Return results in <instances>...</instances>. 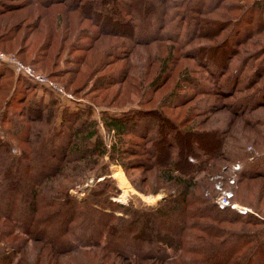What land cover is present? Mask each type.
I'll use <instances>...</instances> for the list:
<instances>
[{
  "label": "rangeland",
  "instance_id": "obj_1",
  "mask_svg": "<svg viewBox=\"0 0 264 264\" xmlns=\"http://www.w3.org/2000/svg\"><path fill=\"white\" fill-rule=\"evenodd\" d=\"M3 1L12 4L26 2V0ZM85 1L91 4V0ZM122 1H130L138 9H142L147 4H152L155 7L159 5L162 9L166 5V11L172 15L164 26L161 23L155 25L153 22L149 25L148 22H144V25L149 27L150 34L154 35L156 31L160 37L163 36L161 42L153 40L155 38H151L148 43H145L146 41H134L127 34L130 29L128 26L125 28L123 24H113L111 21L113 17L108 16V14L110 6L113 7L114 4L118 6L114 3L119 4L117 0L106 1L108 5L102 7V15L93 14L94 18L97 19L91 17L90 20H85L80 12L70 11L63 4H54L48 11L41 9L47 12L43 19L44 25L42 24L44 31L42 26L32 34L29 40L30 48L19 49V37L17 40L9 42L0 38V51L7 55H14L23 63L32 66L38 72L57 82L67 93L71 94L70 99H64L65 102H62L58 98L60 96L53 92V96L59 100L58 105L51 107L44 113L41 112V114L38 110H35L34 113L29 112L31 114L29 119L36 122H30L26 119V126L41 127L40 130L42 135L46 134L45 137L57 134L63 128L59 127V123H56L55 120L57 118L61 120L60 116L64 108L67 107L72 112H76L77 115L81 113L86 118L85 121L89 118H95L98 122L99 133L106 143L110 144L113 133L109 132L103 124V114L121 115L128 112L130 116L132 112H136L129 117V130L123 137L124 145L128 148L124 163L121 161L113 162L109 163L108 166V175L114 179H112L113 183L119 189L114 200L124 204L132 201L138 206H155L164 199L170 198L175 189L179 187L177 183L167 180L163 168L152 164L151 153L146 151V146L142 143L143 141L137 132L140 128H145L142 124L140 127L139 123H136L141 119L143 123H161V125L158 124L161 131L158 133L160 136L156 144L161 157H163L164 148L167 149V142L163 143L165 136L171 141L173 140L182 149H184V138L193 140L192 152L197 157H200L198 152L201 150L205 152H203L205 159L202 168L210 165L212 169L201 171L197 175V179L194 178L195 192L210 194L213 191L214 194H218L217 202L220 197L225 196L233 204H237L236 206L247 209L246 213L258 211L264 218V177L258 175L236 184V172L240 165L235 163L230 167L229 161L221 158L222 152L225 154L238 152L239 145L242 144L248 146V151L254 147L264 152V89H261L256 95V91L264 83V70L255 81L254 79L249 81L252 72L255 70L257 63L255 61L264 59V30L257 32L256 25L253 23L248 25L252 28V35L250 38L245 37L246 39L243 37L242 40L245 41L239 45L238 54L232 59L233 65L229 70L226 67V69L222 68V72H217L218 70L214 65L211 66L215 68L211 69L208 64L209 58L213 57L214 61L216 59L220 62L223 61V52L227 43L220 45L219 43L220 39H223L230 31L231 25H228L229 22L231 23L230 19L240 15L246 6L253 4L255 0H209V3L203 7L206 10L202 12H198L194 8L197 7L195 1L193 14H196V17L193 16V19L197 20L200 25L199 32H196L191 18L184 19L185 15L183 14L180 18V11L176 10L181 8L179 6L183 4L192 8L191 0H141L139 7L137 5L138 0ZM0 7H3L1 2ZM188 12L192 11L188 10ZM25 13L26 10L2 16L0 17V25L10 20L11 17L13 19L22 17ZM198 13L200 16L197 15ZM58 14L64 16L65 24H71L76 30L68 34V42L60 57L54 56L55 61L46 58L42 62H36L39 60L38 57L36 61L33 59L35 47L39 41H42L44 32L46 33L45 29L49 30L52 25H56L58 21L56 15ZM257 14V11L253 13L255 19ZM30 18L34 21L36 14ZM98 20L101 21L105 30L120 29L116 30V34H102L97 30L99 25L95 24V21ZM59 27V32L56 31L58 34L56 37L64 40L68 32L65 29L60 30ZM83 27L95 31L96 34L99 33V37L97 39L91 38L92 34L83 32ZM226 27L227 29H225ZM24 30L25 26L20 33ZM146 40L148 39L146 38ZM60 44L62 45V43ZM55 45L54 50L56 52L58 50L57 43ZM75 45H82L83 47L76 49L77 46ZM229 46L236 49L238 42L232 41ZM85 47L90 49L86 50ZM111 50L112 52H110ZM82 56L85 57L84 62L81 59ZM232 57H228L227 62ZM219 61H216L218 67H220ZM245 61L246 65L242 68ZM5 64L0 61V66ZM5 66L11 67L8 64ZM236 67L237 69L233 70ZM232 73H236L237 77L231 78ZM21 76L25 77L22 74ZM7 80L9 79L3 80L0 90V139L8 142L12 151L19 154L22 147L25 146L12 137L8 128L10 122L6 127L2 123V115L6 111L4 105L11 93L14 92L13 98L16 100L22 92L20 89L13 91V84ZM50 92L52 91L49 89L39 88L36 96L37 98L43 96L45 100L54 98ZM13 98L11 97V99ZM22 102H24L23 105L16 102L12 110L17 111L18 114L21 111L28 118L26 103L28 101L23 100ZM243 106L245 107L243 108ZM142 110L144 111L141 112ZM18 114L16 113L17 116ZM170 123L174 125L175 129L170 126ZM152 129L154 130L152 133H155L157 125ZM161 146L163 149L159 148ZM221 148L224 151H221ZM258 150H254V154L259 153ZM55 153L57 156L60 151L55 150ZM235 156H231L229 160H235ZM47 158L49 161L50 156ZM107 159V156L101 159L100 165L89 171L87 177L78 183L71 192L83 197L87 187L102 180L104 175L101 166ZM250 159L252 158L248 160L250 161ZM57 161L58 156L54 159V162ZM37 163L31 164L32 167L36 168V175L32 173V176L35 177H38L43 171L41 165ZM213 167L219 171L213 170ZM61 180H63L62 177ZM24 189L22 188L20 193ZM2 198L0 202L8 203L11 209H18L11 195H4ZM0 205L5 206L4 203ZM179 215V211L175 210L172 214L168 213V215L160 217L158 222L166 221L167 226L175 228L177 223L175 221H178ZM257 225L259 226L256 228L262 226V224ZM154 227H158L157 221ZM226 227L241 231L250 226L246 225L242 228L239 225H227ZM10 228H12L10 223L0 217V264H89L87 258H92L91 256H83L80 250L55 252L40 241L30 240L24 235L17 234L13 228L9 234ZM195 242L196 240L192 241V244ZM230 247L231 244L225 247L224 254ZM87 250L90 251L91 249ZM2 259L3 261L8 259V261L3 262ZM105 262H109V260L99 262L98 257L93 259V264H105ZM117 264L178 263L171 260L163 263L153 258L134 259L132 262H128L118 258Z\"/></svg>",
  "mask_w": 264,
  "mask_h": 264
},
{
  "label": "trees",
  "instance_id": "obj_2",
  "mask_svg": "<svg viewBox=\"0 0 264 264\" xmlns=\"http://www.w3.org/2000/svg\"><path fill=\"white\" fill-rule=\"evenodd\" d=\"M106 1L108 0H91V4H89L85 0H26L24 3L12 4L0 0L3 6L0 7V17L26 10L22 17L19 16L14 19L11 17L10 20L3 22L2 26L0 25V38L9 42L15 41L19 37V49L30 48L29 40L32 34L44 25L43 19L47 12L41 9L48 11L54 4H63L70 11L80 12L85 20H90L91 17L94 18V15H102V7L108 5ZM117 1L119 4L114 3L119 7L115 4L113 7L110 6L108 14V16L113 17L111 19L113 24L120 23L124 25L123 27L128 26L130 29L127 34L134 41H146L145 43H148L151 38H155L153 40L158 42L162 41L163 36L160 37L156 31L155 34L157 35L150 34L149 27L144 25V22H148L149 25L153 22L155 25L161 23L164 26L172 15L166 11V5L162 9L159 5L155 7L152 4H147L142 9H138L130 1ZM138 1L139 7L141 0ZM191 1L192 8L183 4L179 6L181 8L176 10L180 11V18L181 14L185 15L184 19L191 18L196 32H199L200 25L197 20L193 19V16L196 15L193 14V3L196 1L197 7L194 8L196 11L202 12L206 10L203 7L209 3V0ZM188 10L192 12L189 13ZM256 11L258 14L255 19L253 13ZM33 14H36L34 21L30 18ZM197 15L200 16L199 13ZM56 19L58 20L56 25H52L49 30L45 29L46 33L44 32L42 41H39L35 47L33 59L36 61L38 57L39 60L36 62H42L46 58L53 61L55 57H60L68 42V34L76 30L71 24L64 23L65 18L62 14L56 15ZM230 21L231 23L228 24L231 25L230 31L223 39H220L219 43V45L227 43L223 52V61L220 62L216 59L219 61L220 67L217 66L214 57L209 58L208 64L211 69L216 67L217 72H222V68L226 69V67L229 70L233 65L232 59L238 54L239 45L245 41L242 40L243 37L250 38L252 35V28L248 26L249 24L256 25L257 32L264 30V1L255 0L253 4L246 6L240 15L231 18ZM95 24L99 25L97 30L102 34H116L120 29H116L117 31L105 30L99 20L95 21ZM24 26L25 30L20 33ZM58 27L60 30L65 29L68 32L64 40L56 37V35L58 36L56 31L59 32ZM42 29L44 31V26ZM82 30L92 34L89 36L93 39L99 37V33L96 34L89 28L83 27ZM232 41L238 42V48L229 46ZM55 43L58 46L56 52L54 50ZM75 46H77L76 49L83 47L82 45ZM85 49L89 50L90 48L85 47ZM228 57L232 58L227 62ZM81 59L83 62L85 61L84 56ZM255 62H257L255 70L252 72L249 81H253V79L255 81L264 70V64H262L264 59ZM5 65L0 66V90L3 80L9 79L7 81H11L13 84V91L20 89L22 94L14 100V92L11 93L4 105L6 111L2 115V123L7 127L10 122L8 128L12 137L25 147H22L19 154L14 153L11 145L0 139V200L3 199L2 196L4 195H11L18 207L17 210L11 209L8 203L1 201L0 204L4 203L5 206L0 205V217L8 221L17 234L24 235L30 240L40 241L55 252L80 250L83 256L92 257L91 259L87 258L89 264H93V259L96 257H98L99 262L109 260L105 264H117L118 258L128 262H132L134 259L153 258L163 263L171 260L178 264H264L263 216L255 210V213L242 214L230 206L221 208L216 200L218 194H214L213 191L210 194L195 192L196 183L194 180L197 179V175L201 171L211 170L212 167L209 165L202 168L205 159L204 151L198 152L200 157H197L192 152L193 140L184 138V149H182L167 136H165L166 139L163 137V143L167 142V149L164 148L163 157H161L162 155L157 151L156 146L160 136L158 133L161 131L158 124L161 125V123H143L139 119L136 123L145 128H140L137 132L143 141L142 143L146 146V151L151 153L152 164L163 168L167 180L177 183L180 188L175 189L170 198L164 199L155 206H138L132 201L126 204L118 202L114 200V197L119 193V189L113 183L114 179L112 178V180L108 175V166L109 163L113 162L121 161L124 163L128 148L124 145L123 137L129 130V117L136 112H129L131 113L130 116L128 112L121 115L102 113L103 124L109 132L113 133L110 144L106 143L99 133L98 122L95 118H89L85 121L86 118L81 113V116L77 115L76 112H72L67 107L64 108L60 116L61 120L58 118L55 120L63 129L57 134L45 137L46 134L42 135L41 127L26 126V119L30 120L31 117L29 112L34 113L35 110H38L41 114L51 107H56L59 100L62 102L65 100L61 97H58V100L53 96V92L50 93L54 98L47 100L43 96L37 98L38 89L47 88L16 74L13 68ZM245 65L246 61L242 64V68ZM236 69L237 67L233 70ZM233 76L236 78V73H232L231 78ZM261 89H264V83L258 88L256 95ZM23 100L28 101L26 102L28 118L23 115V112L20 111L18 114L17 111L12 110L16 102L23 105ZM81 119L82 121H79ZM30 122L36 121L30 120ZM156 125L157 129L155 133H152L154 131L152 128ZM170 126L175 129L172 123ZM239 146L238 152L227 154L222 152L223 156L221 157L222 160L229 161L230 167L235 163L240 165L236 172L235 183L238 184L258 175L264 177V169L262 170L264 162H259L264 161V152L254 147L248 151V146L245 144ZM159 148L163 149V146ZM55 150L60 151V154L57 155V162H54V159L57 158ZM254 150H258L259 153L254 154ZM221 151L224 150L221 148ZM47 156H50L49 161H47ZM106 156L108 159L101 166L104 178L87 187L83 197L71 192L78 183L87 177L89 171L100 165V160ZM231 156H235V160L230 161ZM249 158L252 159L249 161ZM33 163L42 167L43 171L38 177L32 176V173L36 175V168L31 166ZM213 170L219 171L216 167H213ZM22 188L25 189L20 193ZM175 210H178L180 214L178 221H175L177 222L175 228L167 226L166 221L158 222L160 217L168 215V213L172 214ZM156 221L158 227L155 228ZM257 224H262L261 228H256L259 226ZM227 225H239L242 228L247 225L250 227L236 231L227 228ZM12 228L9 229V234H11ZM194 240L196 242L192 244ZM229 244L231 247L224 254V249ZM6 261L8 259L3 262Z\"/></svg>",
  "mask_w": 264,
  "mask_h": 264
},
{
  "label": "built area",
  "instance_id": "obj_3",
  "mask_svg": "<svg viewBox=\"0 0 264 264\" xmlns=\"http://www.w3.org/2000/svg\"><path fill=\"white\" fill-rule=\"evenodd\" d=\"M0 61L11 66L16 74L24 75L31 82L49 89L50 91L54 92L56 95L60 96L63 99H70L71 94L67 93L64 88L60 86L57 82L49 79L41 72H38L32 66L23 63L14 55H7L4 52L0 51ZM218 203L221 208L230 206L231 208L237 210L240 213H246L247 210L243 207L236 206L237 204H233L231 200L226 198L225 196L220 197Z\"/></svg>",
  "mask_w": 264,
  "mask_h": 264
}]
</instances>
